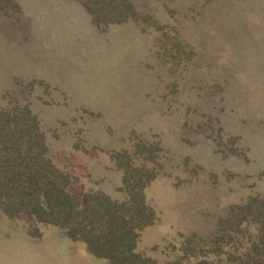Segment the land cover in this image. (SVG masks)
I'll use <instances>...</instances> for the list:
<instances>
[{
  "label": "rangeland",
  "instance_id": "rangeland-1",
  "mask_svg": "<svg viewBox=\"0 0 264 264\" xmlns=\"http://www.w3.org/2000/svg\"><path fill=\"white\" fill-rule=\"evenodd\" d=\"M0 109L30 112L72 192L141 187L155 264H242L256 240L264 0H0ZM0 264L109 263L0 212Z\"/></svg>",
  "mask_w": 264,
  "mask_h": 264
},
{
  "label": "trees",
  "instance_id": "trees-1",
  "mask_svg": "<svg viewBox=\"0 0 264 264\" xmlns=\"http://www.w3.org/2000/svg\"><path fill=\"white\" fill-rule=\"evenodd\" d=\"M28 114L25 109L21 118L11 117L12 111L0 109V212L61 227L66 236L109 264H155L134 251L137 229L149 216L142 188L130 189L128 198L120 201L100 192H72L58 181L34 117H22ZM259 202L258 210L264 198ZM259 214L256 242L238 258L242 264H264V212Z\"/></svg>",
  "mask_w": 264,
  "mask_h": 264
}]
</instances>
